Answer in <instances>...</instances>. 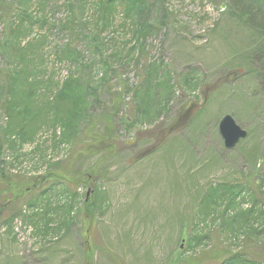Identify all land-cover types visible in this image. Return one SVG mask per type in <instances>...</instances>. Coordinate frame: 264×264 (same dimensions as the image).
<instances>
[{"label":"rangeland","instance_id":"obj_1","mask_svg":"<svg viewBox=\"0 0 264 264\" xmlns=\"http://www.w3.org/2000/svg\"><path fill=\"white\" fill-rule=\"evenodd\" d=\"M85 1L82 23L66 26L68 0H35L33 19L25 20L21 46L44 40L28 55L42 81L37 95L51 100L58 85L79 72L60 57L63 45L75 38L91 62L97 99L93 92L81 95L85 121L72 142L55 147L62 129L43 126L18 152L0 149V174L19 180L11 186L0 179V203L23 189L20 202H9L0 216V264H204L216 253L237 251L260 261L255 253L264 248V236L240 231L234 210L223 217L204 208L203 200L210 204L204 195L211 186L250 180L255 189L264 178V66L252 54L261 35L240 15L250 8L264 18V5L145 0L141 11L129 9L130 17L119 9L109 25L100 23V42L93 48L87 32L99 23L101 0ZM18 16L16 8L12 19L8 14L0 20V46L10 28L19 26ZM21 65L0 53V73ZM7 87L0 84V133L9 118L3 108L11 99ZM115 109L120 112L112 124L114 148L101 152V124L110 125ZM100 115L105 121L94 127L91 120ZM226 115L248 134L233 150L224 147L219 132ZM58 163L72 167V187L55 185L47 174ZM88 169L95 174L85 186V175L77 176ZM94 185L101 193L97 204ZM45 191L43 198L39 192ZM85 202L95 204V213ZM228 247L230 252L223 251Z\"/></svg>","mask_w":264,"mask_h":264},{"label":"trees","instance_id":"obj_2","mask_svg":"<svg viewBox=\"0 0 264 264\" xmlns=\"http://www.w3.org/2000/svg\"><path fill=\"white\" fill-rule=\"evenodd\" d=\"M33 1L35 0H14V2L7 5L4 0H0V20L5 21L8 18V14L11 15L12 19V15L16 12L17 8L20 21L17 28H10L8 37L4 39L3 44L0 46V53L14 56L17 59H20L22 63L21 66L13 70H9L6 73H0V84H7V93L11 97V99L6 98L3 104V108L8 112L9 118L6 127L0 133L1 150L5 146L10 151L18 152V149L23 145L34 142L43 126H52L53 128L59 126L62 129L61 139L57 141L56 136L53 139L55 147L60 146L63 143L72 142L77 134L76 128L82 124V120L85 121V118H81V115L79 114V107L82 99L81 95L83 92L85 94H87V92H93L92 94L95 96L94 99H97V93H95L97 89H92L93 84L89 80L88 74L91 70V62H89V60L87 61L84 54L79 51L75 38H72L69 42L63 45L64 47L60 51L61 56H59L61 59L69 62V64L77 65V71L79 72L75 75H71L65 79L62 84H59V90L57 92L58 95L53 97L51 100L47 96L41 97L40 95H37L38 92H40L42 81L38 80L39 77L35 74L36 72H33V69L30 67V57L28 55L30 52L33 55L35 50L44 44V40L38 41L35 45H28L26 48L21 46V42L19 40L21 36H25L27 34L25 31L26 27L24 26L25 20L33 19L31 14H29ZM245 1L246 0H243L244 5H249ZM258 1L261 5H264V0ZM85 2V0H68V7L71 8L72 12L66 26L83 22V12L86 10ZM145 3V0H101L97 3L99 6V23H95L93 30L87 32L89 34L87 39L89 43H91V46L96 48L100 42L99 35L96 32V28L99 27L100 23L102 26L109 25L119 9L123 11L126 17H130L131 15L129 14V9L132 10V8H136L137 10L140 8L139 11H141L142 6L144 7ZM7 12L8 14L6 15L5 13ZM79 14H81V17H79ZM240 15L241 19L244 18V21L251 27L254 26L255 31L259 34V36L261 35L259 39L261 43L252 48V54L256 56L259 59L260 64L264 66V18L259 17V14L251 12L250 8L248 10H242ZM38 22L45 23L46 20L40 19ZM74 29L75 28H73V30ZM84 30L86 29L84 28ZM14 31H16V33ZM119 112L120 111L118 109H115L113 115H107H111V122H109L110 125L101 124L105 128V133L103 134L104 138H102L103 148L101 152H103L105 148L106 151L109 150V153H111L114 148V132L112 124L115 127V123L113 122L116 120ZM102 118L105 117L102 115L94 117L91 120V123L94 127H96L99 123H104L105 120ZM129 126L130 125H128V127ZM255 155L256 153L253 154V158ZM109 158L111 159L113 157ZM62 167V164L58 163L54 169L49 171L47 174L50 175V179L55 185L65 184L72 187L76 184L74 181L75 175L72 174V167H66V169ZM86 172L77 176L81 177L82 175H85L86 178L82 180V185L85 186L91 185L89 182L90 176L95 174L93 170L89 169ZM0 179L2 181L4 179V183H9L11 186L18 184L19 181L18 180L16 183H13V180L9 178V175L5 176L3 171H1ZM40 180L44 182L47 181V179L44 178H41ZM45 184L46 183H43L41 187L37 186L38 190L44 187ZM79 185H81V183L78 184V186ZM217 186L214 188L211 186L204 195V199L207 196L210 200V204L203 200L204 208L208 209L210 212L211 210L209 208L212 207L213 211H219L223 217H225L230 210H234L236 216L234 224L239 227L240 231L249 233L251 230H255L257 236L259 234L264 236V207L259 206V198L264 195L262 193L264 178L262 179L261 184L256 186L255 189H251V186H255V184L250 180L246 182L240 181L236 183H223ZM92 187L95 191L97 204L98 196L101 193L95 185ZM22 190L23 189L21 188L15 192L13 198L8 200L6 203H0V216L9 206L7 205L9 202H20L22 199ZM47 192L48 191L39 192V195L46 198ZM1 194L3 193L0 191V196ZM248 201L252 204H250L249 208L244 210L243 205L247 204ZM90 203L85 202L84 204ZM29 205L33 208L36 203H30ZM90 205L95 213V204L94 207L92 206V203ZM213 211H211V213H214ZM22 212V208L16 211V214L11 217V221L14 220L17 215L22 214ZM256 223L258 225V228L256 227L257 229H255ZM226 249L227 250L223 251H231L230 247ZM255 254L257 257L259 256L258 259L260 261H254L251 254L246 251H237L232 253V255L231 252L230 254L223 252L222 257L216 253V257H213L210 261H204V264H207L205 262H210L211 264H264V248L261 252Z\"/></svg>","mask_w":264,"mask_h":264},{"label":"water","instance_id":"obj_3","mask_svg":"<svg viewBox=\"0 0 264 264\" xmlns=\"http://www.w3.org/2000/svg\"><path fill=\"white\" fill-rule=\"evenodd\" d=\"M219 132L227 150H233L236 146L247 138V132L237 125L230 115L223 117L219 124Z\"/></svg>","mask_w":264,"mask_h":264}]
</instances>
